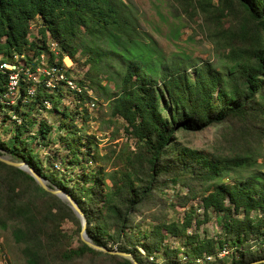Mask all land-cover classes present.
Returning a JSON list of instances; mask_svg holds the SVG:
<instances>
[{
    "label": "trees",
    "instance_id": "1",
    "mask_svg": "<svg viewBox=\"0 0 264 264\" xmlns=\"http://www.w3.org/2000/svg\"><path fill=\"white\" fill-rule=\"evenodd\" d=\"M174 1L177 15L197 22L205 38L222 47L221 70L186 53L167 58L123 0H0V63L15 61L22 68L16 94L7 93L9 70L0 68V130L10 126L5 138L0 135V149L70 193L94 243L130 252L139 264L264 259V0ZM41 54L63 74L54 86L36 71ZM76 54H87L80 77L71 76L73 68L63 62L68 56L74 63ZM98 77L113 81L110 113L124 120L133 146L118 151L120 165L113 172L91 165L73 175L75 166L87 168L86 161L104 155L92 151V140L71 137L78 129L67 105L60 109L61 95L73 94L85 120L87 90ZM68 78L79 91L67 87ZM39 110L58 114L56 126L65 129L57 139L68 153L62 169L49 160L55 154L44 160L36 148L53 141L55 126L46 117H32ZM210 126L220 127L213 149L180 138ZM167 182L198 194L204 219L185 211L182 219L158 220L142 229L137 211ZM211 214L218 218L219 233L200 235L196 229ZM66 219L76 225L75 247L72 233L61 228ZM0 227L20 244L25 264H132L87 245L69 205L1 160ZM222 249L228 252L219 257Z\"/></svg>",
    "mask_w": 264,
    "mask_h": 264
},
{
    "label": "rangeland",
    "instance_id": "2",
    "mask_svg": "<svg viewBox=\"0 0 264 264\" xmlns=\"http://www.w3.org/2000/svg\"><path fill=\"white\" fill-rule=\"evenodd\" d=\"M123 1L130 4L132 8L131 10L135 13L137 23L141 31L146 33L157 43L158 47L167 58L186 53L190 59L195 61H209L216 69L219 70H221L225 65L221 49L222 47L214 45L208 41L201 31V28L197 25V22L189 21L185 17L181 18L177 15L178 11L174 8V0ZM33 31L35 32L34 28ZM86 56L87 54H76L75 57L77 60L74 61V63L69 57L65 59V56V65L73 68V71L70 72L71 76H81V73L87 68V65L82 63ZM37 67L39 68L37 72H44V70L47 69L45 59L42 60ZM44 73L46 74V72ZM48 76L49 78L47 80L51 81L55 85V78L50 75ZM113 85V81H108L105 78L98 77L96 83L93 84L91 88H88L87 93L90 96V100L85 99L86 102L84 107L87 112L85 120H83L79 114L82 106L78 104L73 94L68 91L67 93L61 95L59 107L62 109L64 105H67V109L70 113L74 114V121L72 125L78 129V131L71 135V137L76 139V136L79 135L82 140H92V143H94L91 145L92 151L96 149L100 155H104L103 158L97 159L96 161L91 159L86 161L88 169L84 166H75L71 169V174L73 175L75 173H80L82 170H89L91 165L94 166V169L97 166H102L105 171L113 172L115 169L119 168L120 165L117 154L118 151L122 148H126L128 146L131 148L133 146V140L124 128V120L118 116H113L110 113L109 93L111 92ZM61 90H66L63 84H61ZM30 92H32V90ZM13 94H16V92ZM91 103L93 104L91 105ZM47 106H49V103H47ZM34 116L46 117L50 123L55 125L49 138L53 139V141H50L45 147L36 146V148L40 157L44 158V160L47 158V154H55L56 157L49 160L51 161V164L55 163L53 167L54 169H62L64 165L62 158L67 157L68 153L65 148L60 147L57 141L59 136L65 131L63 127L58 130V126H56L60 119L59 115H54V113H50L46 110H39L32 114V117ZM5 127H10L9 122L4 124L0 130L2 138H5L8 135L5 132ZM34 127H36V125ZM219 129V126H210L200 131L180 135V138L186 140L190 145L209 150L213 149L215 146V139L218 138ZM82 152H84V150ZM0 153L11 160L18 159L13 158L10 154L1 149ZM262 159V157L258 158V161H262ZM44 164L47 167L48 163L44 162ZM261 169L264 171V166ZM232 175L235 177H242L241 172H233ZM105 181L109 182L108 179H105ZM44 183L52 188L57 187L52 185L48 180H44ZM185 211H191L197 219H204L199 195L195 194L191 196L187 187H178L177 189L175 186L173 187V183L167 182L166 185H161L159 189L155 191L152 198L139 208L135 216V220L140 223V227L144 229L148 225L156 223L158 220L171 221L175 219H182ZM193 225L194 228V219ZM219 225L220 223L218 218L211 214L207 221L199 224L196 231L200 235H214L219 233ZM61 228L68 233H72L71 246L75 247L78 244V235L75 232L76 225L72 221L66 219L62 221ZM0 263L25 264L20 252V244L13 241L9 230L2 229L1 227Z\"/></svg>",
    "mask_w": 264,
    "mask_h": 264
},
{
    "label": "water",
    "instance_id": "3",
    "mask_svg": "<svg viewBox=\"0 0 264 264\" xmlns=\"http://www.w3.org/2000/svg\"><path fill=\"white\" fill-rule=\"evenodd\" d=\"M0 160L26 171L28 174H30L34 178V180L36 181V183L38 185H40L45 190L50 191L51 193L57 195L60 199H62L64 202H66L71 207V209L73 210L75 215L79 218V221H80V232H79L80 238L87 245H89L90 247H93L95 249H98V250L108 251L111 253L119 254V255L129 259L132 262V264H139L138 261L133 257V255L130 252L120 251V250H116V249H108L105 246L96 244L91 240V238L87 235V233L85 231L86 217H85L83 211L81 210V208L76 203V200L66 190L61 189L59 187L52 188V187L46 185L44 183V180H46V179L44 177H42L39 173H37L32 166H30L26 161H24L22 159L11 160V159L3 156L2 153H0ZM260 261H264V259L256 260V261L246 263V264H254V263L260 262Z\"/></svg>",
    "mask_w": 264,
    "mask_h": 264
},
{
    "label": "built area",
    "instance_id": "4",
    "mask_svg": "<svg viewBox=\"0 0 264 264\" xmlns=\"http://www.w3.org/2000/svg\"><path fill=\"white\" fill-rule=\"evenodd\" d=\"M56 45V42H53V41H50V46L51 48L52 47H55ZM16 58V56H15ZM65 58V57H64ZM64 58H63V62H64ZM46 61V56L44 54H41L40 55V61L36 64V71L39 70V68L37 67V65H39L40 62H42V60ZM65 64V62H64ZM66 67H69L68 65H65ZM46 67L47 69L44 70V72H46V74L52 76L55 78V81L57 80H60V79H63V74L61 71H59V67L56 66L55 64H52V65H47L46 64ZM0 68H6L9 70V75H8V81H7V93L9 94H13V93H17L18 91V78H19V71H21V67L14 61H2L0 63ZM25 72L27 73V75L34 79V80H37V76L38 75H35V74H32L27 70H25ZM44 72H37V73H44ZM49 78V77H48ZM46 84L49 85V86H54V83H52L51 81H46ZM66 84H67V87L69 89H75L77 91L80 90V88L76 85V83L74 82L73 79H66ZM48 103V102H47ZM93 103H91L92 105ZM227 250L226 249H222L218 252V256L219 257H223L227 254ZM207 259H210L211 256H207L206 257ZM197 262H200V259H196ZM1 264V263H0Z\"/></svg>",
    "mask_w": 264,
    "mask_h": 264
},
{
    "label": "bare ground",
    "instance_id": "5",
    "mask_svg": "<svg viewBox=\"0 0 264 264\" xmlns=\"http://www.w3.org/2000/svg\"><path fill=\"white\" fill-rule=\"evenodd\" d=\"M68 58V56H66Z\"/></svg>",
    "mask_w": 264,
    "mask_h": 264
}]
</instances>
